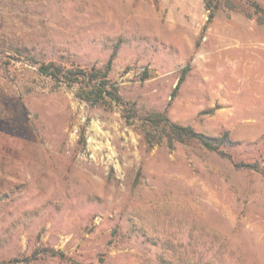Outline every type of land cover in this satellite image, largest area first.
Returning a JSON list of instances; mask_svg holds the SVG:
<instances>
[{
    "label": "rangeland",
    "instance_id": "obj_1",
    "mask_svg": "<svg viewBox=\"0 0 264 264\" xmlns=\"http://www.w3.org/2000/svg\"><path fill=\"white\" fill-rule=\"evenodd\" d=\"M112 56L130 105L238 144L152 146L37 63ZM0 264H264V0H0Z\"/></svg>",
    "mask_w": 264,
    "mask_h": 264
},
{
    "label": "trees",
    "instance_id": "obj_2",
    "mask_svg": "<svg viewBox=\"0 0 264 264\" xmlns=\"http://www.w3.org/2000/svg\"><path fill=\"white\" fill-rule=\"evenodd\" d=\"M41 74L51 77L58 83L67 85H80L81 97L91 103L116 102L124 106V116L128 122L138 119L142 132L150 145L168 143L174 146L176 142H197L209 150L225 152L226 147L238 144L229 131L212 136L196 130L192 125H183L174 122L167 111H144L130 105L120 93L119 85L110 78L113 56L104 67H84L78 64H65L56 61H37ZM185 78L183 74L178 86ZM177 86V88H178ZM133 118V120H132ZM135 118V119H134ZM238 167L260 170L257 163L236 162ZM51 251L56 255L57 252ZM63 255V254H62ZM13 259L10 263L18 262Z\"/></svg>",
    "mask_w": 264,
    "mask_h": 264
}]
</instances>
